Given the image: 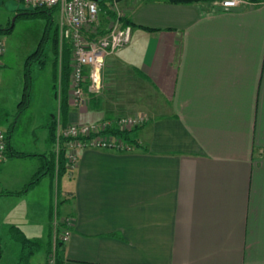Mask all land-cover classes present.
Instances as JSON below:
<instances>
[{
  "label": "crops",
  "instance_id": "obj_1",
  "mask_svg": "<svg viewBox=\"0 0 264 264\" xmlns=\"http://www.w3.org/2000/svg\"><path fill=\"white\" fill-rule=\"evenodd\" d=\"M212 1H119L132 38L107 57L102 90L78 106L70 84L63 108L61 65L58 79L47 83L43 96L57 114L51 110L42 124L46 143L55 120L56 133L61 123L122 116L146 121L133 133L131 149L81 147L74 167L69 170L67 157L60 175L53 145L29 152L54 155V173L11 195L24 203L36 195V211L50 212L48 248L34 263L36 252L31 264L45 262L56 219L68 231L64 264H264V0L228 10ZM31 53L17 70L13 92L10 142L22 152L19 122L35 95L32 77L30 103L19 111ZM6 54L0 67L5 110L11 101L3 90L6 71L14 72L5 70ZM29 159L41 167L42 157L8 158L1 175L6 166ZM34 173L24 176L11 167L9 180L0 176V191L3 184L24 190Z\"/></svg>",
  "mask_w": 264,
  "mask_h": 264
},
{
  "label": "rangeland",
  "instance_id": "obj_2",
  "mask_svg": "<svg viewBox=\"0 0 264 264\" xmlns=\"http://www.w3.org/2000/svg\"><path fill=\"white\" fill-rule=\"evenodd\" d=\"M216 2L217 0H213L211 4L217 5ZM24 6V3L17 0H0V46L4 47L3 55L7 50V54L4 58L5 62H7L5 70L14 71L10 76L7 75L8 72L6 71L5 87L3 90L4 94L7 95L9 93L11 95V101L7 104L6 110L0 109V127L7 131L14 119L13 113L15 110V104L13 103V100L15 99V95L13 92L15 90L17 91L15 88L17 84V70L22 69L26 62H24L25 53H33L34 51L41 48L42 58L45 60V69L43 68L44 71L41 73L39 72V67L41 66L38 60L34 63L32 62L31 64V76L34 79L33 81H35V95L31 108L26 111V114L19 122V134L16 136V143L21 148V150L28 154H30L29 152H35V150L44 149L49 145H53V147L59 151L57 141H48L47 143L45 142V136L42 133V124L44 122L50 121L51 110L57 114L56 106H54L52 101H46L44 99L43 91L47 83L51 81L52 78L54 79V75L55 78L58 79L60 65L62 67L61 46L57 48L56 43L57 38L61 36V14L57 8L52 11L51 19L46 15H39L35 17H17V15L21 13V9ZM113 12L115 13L114 16L107 14L106 11L102 9L100 23L98 25L99 31L102 32L109 29L116 16L123 15V8L118 5L113 8ZM39 43H41V45ZM70 58L72 60L73 53L71 54ZM29 59L30 58L27 60ZM25 68V71L27 72V66ZM91 93L92 92L86 93V101L89 100ZM65 127H67V125L62 123L60 124V128L57 132L58 140L63 137L62 131L65 129ZM47 131H49V129ZM135 142L137 144V141ZM72 143L73 142H70L67 145L69 170L74 167V160H72L73 158L70 157V155H73L74 146H72ZM78 149L79 148L75 150L78 151ZM4 161L0 163V167ZM25 161L26 162L16 161L15 163H12L11 166H6L4 173L2 175L0 173L1 180L4 183L6 180H9L8 176L11 174V167H14V171L22 170L24 176L31 175V172H35V176L40 168H36L35 162H33L31 159ZM48 181L49 178L46 180V182ZM3 185L1 186V189L5 188ZM36 197L37 196L34 195L31 198H28L26 203H24L17 202V199H14L11 197V195H9L4 198L5 200L0 202V238L3 244L2 248L0 247V257L2 254L4 257L1 264H15L17 259L18 263L21 264L23 244L16 238L19 234L23 233L28 239L34 241L36 240L40 243V247L37 250L38 253H36L34 258V263L41 257V254L46 250V248H48L47 242L51 222L50 212L47 210L43 211L41 208L40 211H36L34 202L37 199ZM52 211L53 215H56V209L54 205L52 207ZM56 220H54L52 224L54 241L49 247L46 260L43 264H56V240L63 237V233H65L64 229L66 228L65 226L63 230L59 229L60 225L63 223L60 221V219L59 221ZM70 220L71 219L68 216L65 217L63 222L68 224ZM37 225H40V229H37ZM14 227L19 229V233L13 230Z\"/></svg>",
  "mask_w": 264,
  "mask_h": 264
},
{
  "label": "built area",
  "instance_id": "obj_3",
  "mask_svg": "<svg viewBox=\"0 0 264 264\" xmlns=\"http://www.w3.org/2000/svg\"><path fill=\"white\" fill-rule=\"evenodd\" d=\"M26 7H57L61 14V43L71 45V98L74 104L81 106L86 101V93H98L103 88V70L109 55L127 45L132 38V25L117 15L106 31H99L102 5L100 0H17ZM117 0H107L111 10L118 5ZM217 6L223 9H239L251 3L250 0H217ZM104 10V9H103ZM105 11V10H104ZM4 47L0 46L1 56ZM88 90V91H87ZM146 121L143 116H122L88 123H70L62 131V136L71 139L74 165L77 159L75 149L91 147L96 149L129 150L132 144L107 131L113 128L132 130ZM66 145V146H67ZM6 147V135L0 131V153ZM73 166V165H72ZM71 166V167H72ZM68 239V231L62 240Z\"/></svg>",
  "mask_w": 264,
  "mask_h": 264
},
{
  "label": "trees",
  "instance_id": "obj_4",
  "mask_svg": "<svg viewBox=\"0 0 264 264\" xmlns=\"http://www.w3.org/2000/svg\"><path fill=\"white\" fill-rule=\"evenodd\" d=\"M148 1V0H147ZM167 2L171 3H185V4H190V3H197L201 1H207V0H164ZM102 8L106 11L107 14L114 16L115 13L113 10H111L107 4V0H100ZM57 9V7H52V8H45V7H37V8H31V7H26L24 6L21 9V13L18 14V16H39V15H46L49 16L51 19L52 11ZM126 24H130L129 20L124 21ZM57 43V48L61 46V52H62V73H61V79L63 82V97H62V104L61 107L66 108L68 106V97H67V90L68 86H70V81H71V45L67 41H63L61 43L60 37L57 38L56 40ZM30 59L27 61V72H26V83H25V93L23 96V99L20 104V109L19 111H23L27 108V106L30 103L31 95H30V88H31V81H32V76H31V64L32 62H36L37 60L40 62V66L45 65V60L42 58V49L39 48L35 52L32 53V55L29 57ZM139 127H136L132 130H120L117 128H113L108 130L107 132L110 134H114L116 136L121 137L123 140L126 142L132 143L135 139L133 138V133L135 132L136 129ZM57 120L54 121V123L51 125V140L52 141H57ZM12 134V125L8 130L5 132L6 135V147L4 151L0 153V163L3 162L4 160L8 158H14V157H24V156H40L42 157L43 161L41 164L40 169L36 173V175L33 177V179L28 183L27 187L24 188L22 191L14 192L10 191L7 189H3L0 191V196H9V195H17L22 192H25L27 189L31 188L34 186L36 183L43 178V176L47 175L50 172L54 173V155L52 156L50 154H28L22 151H17L13 148L10 142V137ZM71 139L67 137H62L58 140L59 143V151L57 152L58 154V175L61 174V172L65 171L67 168V156H66V149H67V143ZM14 231H17L19 233V229L14 227ZM21 232V231H20ZM22 233V232H21ZM18 240H20L23 244V249H22V255H21V264H30L32 256L37 252V250L40 247V243L38 241H34L31 239H28L23 233L17 235L16 237ZM56 264H64L63 258L61 256V246L63 244V240L58 239L56 240Z\"/></svg>",
  "mask_w": 264,
  "mask_h": 264
},
{
  "label": "water",
  "instance_id": "obj_5",
  "mask_svg": "<svg viewBox=\"0 0 264 264\" xmlns=\"http://www.w3.org/2000/svg\"><path fill=\"white\" fill-rule=\"evenodd\" d=\"M117 1H122V0H117Z\"/></svg>",
  "mask_w": 264,
  "mask_h": 264
}]
</instances>
